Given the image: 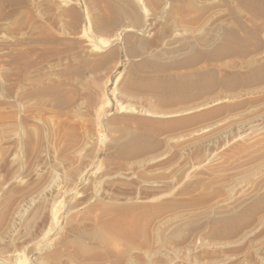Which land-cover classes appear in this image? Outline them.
<instances>
[{"label": "rangeland", "instance_id": "1", "mask_svg": "<svg viewBox=\"0 0 264 264\" xmlns=\"http://www.w3.org/2000/svg\"><path fill=\"white\" fill-rule=\"evenodd\" d=\"M69 1L0 0V264H11V254L21 250L30 264H264V218L228 237L213 236L200 224L174 239L161 237L169 223L195 218L234 193L209 184L214 159L264 127V104L241 119L233 116L264 100V82L233 88L220 83L171 101L125 83L131 74L212 67L220 75L264 61V15L239 0H120L143 14L134 25L143 35L138 50L124 37L131 20L97 31L94 19L105 2ZM84 8L90 27L80 15ZM230 12L256 29L258 47L221 59L203 55L191 65L176 61L184 51L172 52L171 39L181 44L202 38L212 21H232ZM82 31L100 42L110 38L114 54L98 61L110 48L90 50ZM157 59L166 62L165 71L151 70ZM57 85L59 92L38 93ZM178 109L190 110L168 117L152 112ZM122 129L160 143L139 154H118L108 141ZM52 207L58 210L55 224ZM122 207L129 210L126 218ZM99 225H119L125 234L97 232ZM77 237L85 252L72 242Z\"/></svg>", "mask_w": 264, "mask_h": 264}, {"label": "bare ground", "instance_id": "2", "mask_svg": "<svg viewBox=\"0 0 264 264\" xmlns=\"http://www.w3.org/2000/svg\"><path fill=\"white\" fill-rule=\"evenodd\" d=\"M67 1L68 0H65L66 3ZM118 1L102 0V2L105 3L102 6L100 5V11L94 19L93 27L97 31L110 30L115 26L117 27V25L120 26L119 24L123 21L126 23V20H131L132 23L128 21L129 23L123 26L124 37L127 42L131 44L133 49H138L143 45V35L139 36V34H137L138 30L136 32L134 25L135 23L136 25L139 24L137 22L143 19V14L139 9H136L135 5V7H132V5L129 6L126 4L128 6V8H126L124 5L122 6L123 0V2H120V0ZM150 1L153 3L152 5L157 3L160 5L158 2L159 0ZM239 1L243 7L253 14L264 15V0ZM69 2L72 3L71 0ZM127 3L130 4L129 1ZM141 7L147 11L145 5ZM73 13L76 14V11ZM80 15L84 23L90 27L91 18H89V12L84 8ZM229 15L232 21L223 18L212 21L202 38H193L191 40H185V42L181 41V44H177V38L172 35L171 37L174 38L169 42V49L174 53L184 51L183 54L181 53L182 56L178 57L179 59L176 61L183 66L191 65L201 59L203 55H208V57L212 59H221L231 54L246 53L249 51V48L258 47L260 42L256 38V29L246 27L239 14L230 12ZM239 30H244L245 35H241ZM82 35H85V39H83L90 47V50L96 47H103L106 50L110 48V38L103 39L100 42L98 38L96 40L92 38L93 36H90L92 34H85V31H82ZM110 35H112V37L114 36V34ZM114 52L115 49L110 48L105 54L99 56L98 61H101L102 57L114 54ZM160 60L157 59L149 63V67L152 71H165L167 67L165 64L166 62L164 63ZM167 64H169V62ZM215 70L216 69L212 67H201L195 71L186 73H175L173 75L156 73L153 75H146L145 78L138 77L137 74H131L128 76L125 83L130 89L147 90L154 93L160 101H171L175 99H188L202 93L210 92L220 83L228 88H233L237 85L255 87L264 82V61L262 60L248 62L241 71L224 72L219 75L217 73L219 70H217V72ZM261 86H259V88ZM253 89L255 88H252V90ZM59 90L60 86L57 85L52 88L43 89L42 91L40 90L38 93L46 94L50 92L54 94L59 92ZM205 104L207 103L199 104L196 107L202 108ZM263 104L264 100L257 101L253 105H249L246 109L235 113L233 116L238 115V117H240L239 119H241V116L245 115L244 113L250 111L252 108H259ZM189 110L190 109H178L152 112L157 116L168 117L186 113ZM217 124L220 125L221 123L219 122ZM159 143L158 140L153 139L148 133L137 132L130 129H122L118 136H112L108 141L109 147L121 155L139 154L154 148ZM214 160H216L214 164L215 169L211 172L212 176L209 184H214V186L218 188L229 187L232 191L234 190V193L229 194L228 197L222 200L214 202L195 218L169 223L165 230H163L164 232H162L161 237L163 241L174 239L180 232L189 231L191 227L197 224L209 226L208 233L213 236L228 237L244 227L252 223L254 224L256 221H261V219L264 218V127L259 126L252 129L249 134L247 133L244 140L229 149L221 158H215ZM50 211L51 222L55 224L58 221V210L56 207H52ZM120 214L125 218L130 215L127 207L120 208ZM119 225L116 227L99 225L97 232H105L110 236L125 234V231L121 230ZM135 227L136 233L144 237L145 229L140 225ZM135 231L132 233H135ZM249 233L250 230L247 232L245 231L246 237ZM72 242L80 252H85L88 248L79 237L74 238ZM21 251L11 254L13 258L11 264H30L28 255Z\"/></svg>", "mask_w": 264, "mask_h": 264}]
</instances>
